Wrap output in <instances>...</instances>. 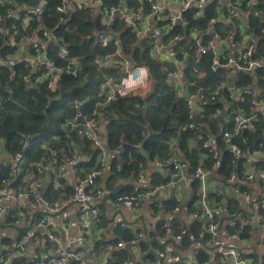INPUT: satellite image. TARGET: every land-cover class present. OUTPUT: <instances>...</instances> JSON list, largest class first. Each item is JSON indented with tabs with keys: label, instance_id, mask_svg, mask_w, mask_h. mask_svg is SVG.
<instances>
[{
	"label": "built area",
	"instance_id": "2783aa9c",
	"mask_svg": "<svg viewBox=\"0 0 264 264\" xmlns=\"http://www.w3.org/2000/svg\"><path fill=\"white\" fill-rule=\"evenodd\" d=\"M141 2L142 7L140 8H128L124 2L121 5H107L105 0L59 1L57 12L64 17L75 12H89L95 18L98 17L100 19L102 29L97 33L95 41L104 49L113 47L114 52L101 57L99 66L103 71L117 68L120 74L117 79L114 77L106 79L101 86L102 100L95 105V108L91 112L87 110L83 103L74 102L75 115L62 126L66 137L70 138L74 134L77 139L74 148L69 152V156L61 158L58 150L54 149L52 145L47 144L44 146V149L49 153L48 160H44V163L41 164H28L24 153L32 145L33 136L25 138L21 150L12 155L0 151V172L8 170L9 178H11L0 180V223L3 221V223L7 222L6 216L8 211L6 210V204L11 203L15 206V210L10 213V218L13 219L12 224L19 229H23L24 232L26 230L25 235L21 237L20 244L17 246L20 254L14 260L26 258L25 244L32 240L33 242L36 241L38 244L37 248L43 249L44 252L48 251L45 249V242L52 243L58 249L55 251L53 257L42 261L32 259L28 261V264H85L82 254L78 250L71 245L65 246L60 241V237L55 233L57 226L51 221L52 217L63 215L72 204H75L79 206L82 229L87 233L92 228V220L99 221L102 216L99 211H95L92 215L90 210V205L98 198H109V203L114 212H117L120 207L140 208L156 194L164 192L168 185L175 188L176 184L181 181L187 184L192 183V177L189 173L190 163L175 147L176 141H174L171 157L165 161V164L170 169V177L173 179V182L158 184L148 191L138 190L134 194H122L117 197L112 196L110 191L101 189L97 185V180L101 176L110 154L117 153V151L111 152L107 147L104 117L100 110L118 101L120 98H145L155 85V80L150 73L149 67L146 65H136L131 58L124 55L122 43L119 39L120 33L115 30V22L117 20L124 23V26L134 34L138 46H142L143 44L150 46L153 58L168 60L175 65V70H170L168 77L170 80L176 81L182 77V70L186 67L190 54L186 52L183 59H178L180 57L179 52L183 49L181 45L184 37L183 33L174 35L168 41H166V38L175 27L181 26L185 28V13L187 11L191 9L203 10L210 3H216L221 15L218 20L209 22L208 31L212 33L217 23L229 25L239 23V33L238 35L235 32L230 33L225 38L222 37L220 42L211 39L206 43L203 42L202 37L194 36V42L190 45V48L194 50V63H199L202 57L212 54V63L209 68L213 70L214 75L221 69L230 70L234 78L244 71L249 72L251 77H253L258 69L264 68V58L255 56L256 40L252 36L248 38L245 34L247 25L250 26L248 24L249 18L252 14H255L262 21V35L264 36V0H141ZM0 3L6 9L5 17L0 13V36H4L11 45H21L20 48L27 49L29 54V60L26 61L30 74L23 77L26 82H41L46 84L48 90H55L62 75L66 74L74 78L80 76L81 62L77 57L71 55L70 50L66 46L59 48L58 58H50L48 56L49 45L57 40L56 35L50 29L43 28L40 23L49 14V0H30L29 3L31 4L24 2L22 5L19 4L18 0H0ZM145 3L149 6L147 11L143 9V4ZM7 20L22 21L21 23L25 24V28L31 25V21H34L38 23V27L32 35H19L17 28L11 23L9 25ZM246 43H249L248 47L239 53H231L234 46L241 47ZM29 46L32 51L28 49ZM18 54L19 51L16 55H8L6 58L0 55V66L9 68L11 77L17 75L16 67L20 61ZM168 55L170 58L165 59ZM145 69L147 70V75L146 77H141L140 73ZM193 73L197 79H205L207 76V72L202 68H194ZM141 78L143 79V85L137 81V79ZM260 79L264 81V75ZM260 79L258 80L257 77H254L252 85L243 89H238L236 87V80L230 79L218 85L213 91H207L204 87H199L194 82V94H191L186 99L189 120H192L197 113L203 112L206 105L218 102L221 94L227 93L234 98L237 97L236 99L240 108L232 111V118L230 120L232 128L223 133V138L229 144L233 157L237 161H240L245 156V153L233 141L241 135L243 130L246 128L255 130L256 124H260L261 119L264 120V101L258 104V110L254 114L250 113L247 115L246 108H241V106H249V98L257 93L256 89L260 86ZM131 81H136V83L133 87L129 88L128 82ZM8 83L9 81L6 82V85ZM0 87H2L1 83ZM9 101L10 97L0 93V121L2 119V112ZM214 116L216 117L217 114ZM143 134L146 136L145 131H143ZM53 140L56 141L57 137H54ZM84 140L90 142L91 149L96 154L98 169L88 174H78L72 179L68 173V165L75 166L86 159L83 146ZM203 147L209 149V152L213 154L215 159L219 157L213 137H209ZM247 157L250 159L252 155H248ZM254 157L256 158L257 156ZM255 161L256 163L258 162L257 159ZM215 167L214 165L213 169ZM31 168H34V172H38L40 178L50 177L53 190L56 189L60 195L52 199L40 196V189L43 187L41 179L25 182L26 176L32 173ZM246 174L249 181L258 179L264 186V168L258 170L257 166H252ZM195 175L200 179L202 184L201 197L197 202L206 222L204 230L209 244L217 249L220 255L230 258L232 260L231 264H253L251 260L244 256L241 250L226 249V241L221 239V232L224 226H221L220 221H218V215L224 212V205L216 204L208 197V173L204 171L203 167H199ZM21 176H24L22 180L26 186L17 189L14 187V182ZM235 179L236 176L232 175L231 180ZM175 180L178 181L175 182ZM139 184L142 186L148 184L145 175L140 176ZM241 191L238 188L233 189L235 194ZM241 194L247 201L250 200V195L246 191H242ZM29 208L33 209L31 210L33 212H38L34 210L44 208L46 213H41L38 218L31 219L29 217ZM174 209L173 212H179L180 205ZM257 210L258 213L253 219L245 220L243 217H240L233 220L229 224V227H236L240 223H245L252 227H264V200L257 205ZM173 212H170L168 215L171 216ZM115 227L128 230V226L122 221H116ZM130 232L136 239L130 243L120 241L116 246L117 248L126 249L129 244L138 243L144 237V231L142 230H131ZM187 234L186 231L176 234L173 228L167 226L162 238L165 242L169 239L181 242ZM226 236L227 240H239L241 235L239 233L227 232ZM91 249L95 251V247ZM160 256L163 257L164 253H161ZM172 261L174 263L187 264L178 256H174ZM212 262L214 264V259H212ZM1 264H8V257L2 256Z\"/></svg>",
	"mask_w": 264,
	"mask_h": 264
},
{
	"label": "trees",
	"instance_id": "16d2710c",
	"mask_svg": "<svg viewBox=\"0 0 264 264\" xmlns=\"http://www.w3.org/2000/svg\"><path fill=\"white\" fill-rule=\"evenodd\" d=\"M30 0H18L22 5L24 2L29 3ZM60 0H49V14L43 18L40 23L43 28L50 29L57 37V40L49 45L48 56L50 58H58L59 48L66 46L71 55L77 57L81 62V73L78 78L69 75H62L58 81V87L55 90H48L46 84L26 82L23 77L30 74L27 61H20L17 64V75L11 77L9 68L0 66V93L10 97V101L6 104L5 110L2 112L0 121V146L3 144L4 150L8 155H12L21 150L22 143L25 138L33 136V142L29 150L24 153L28 164L44 163L48 160L49 155L43 150L42 145L46 142L59 151L60 157L64 158L77 142L76 136L72 134L70 138L64 135L62 130L63 124L74 117V102L83 103L90 112L95 105L102 99L101 86L107 78L119 77L120 71L117 68L108 71L101 70L99 60L101 57L113 53L114 48L104 49L95 41V37L102 29V24L98 17H94L89 12H75L69 16H62L57 12V6ZM107 5H121L124 2L128 8L142 7L141 0H105ZM31 4V3H29ZM9 8V7H6ZM149 8L148 4H143L144 11ZM6 9L0 3V13L6 16ZM221 13L216 3H210L203 10L191 9L185 13V28L177 26L166 38V41L173 38L174 35L183 33L181 45L183 49L179 52V58L183 59L185 53L188 56L186 67L182 70V78L185 80L194 94V82L199 87H204L207 91H213L229 77L227 70H219L213 77L208 80L197 79L194 75L193 67L188 66L189 62L194 63V50L190 45L194 42L193 37H202L203 42L214 39V34L209 30V22L218 20ZM14 25L19 35H32L38 23L31 21V25L24 27L22 21L7 20ZM252 38L256 40L255 56L264 58V36L262 35V21L255 14L249 18ZM225 28V29H222ZM239 23H232L227 27L215 24V32L221 37L227 34L239 33ZM115 30L118 31L119 39L122 43V49L126 57L131 58L136 65H146L149 67L150 73L155 80L152 91L142 99L131 97L120 98L118 101L111 103L106 108L100 110L104 117L106 126V140L108 149L113 154L110 175L106 180L105 189L111 191L112 196L134 193L136 188L133 185H127L126 188L120 187L118 184L121 180H134L136 184L139 177L148 169L151 162L166 160L171 157V152L176 141V148L181 152L183 157L190 163V176L192 177L191 188L194 198L191 201L193 205L201 197V181L195 175L199 167H203L204 171L212 177L213 180L220 182L221 185L217 190H208V197L216 204H227L228 213L235 216L238 214V201L233 198L225 188H240L245 190V186L250 181L247 179L245 165L249 160L248 155L264 154V120L261 119L260 124H256V129L246 128L241 135L233 141L245 156L237 161L223 138V133L232 128L230 120L232 118L231 111L233 108L225 112V104L218 100L215 104L206 105L203 112L197 113L195 118L189 120V111L186 107V99L178 93L177 86L171 82L168 77L170 70H175L172 63H160L151 55L150 46L143 44L138 46V42L134 34L124 26V23L117 20L115 22ZM228 32V33H227ZM229 33V34H230ZM19 41V39H17ZM21 45H11L4 36H0V55L6 58L8 55H16ZM28 49L32 51L29 46ZM213 55H205L201 58L206 66L210 67ZM264 75V68L258 69L255 76L251 77L249 72H242L235 77L236 87L243 89L250 87L254 77L258 80ZM9 81L8 85L6 82ZM259 85L262 87L264 81L260 79ZM224 101L236 107L237 101L232 99L230 95H224ZM246 107L247 106H243ZM217 114L215 117L214 115ZM146 132V136L143 134ZM148 133L150 136L148 137ZM57 140H53V137ZM213 137L215 141L218 158L215 159L209 149L203 147L205 141ZM60 140V141H59ZM84 153L90 155V160L82 161L77 166V171L88 174L98 169L95 162L96 154L91 149V144L84 140ZM145 153L149 160L142 154ZM65 150V152H64ZM150 161V162H148ZM216 166L213 169V166ZM258 170L264 168V158L261 157L257 162ZM34 172V168L30 169ZM235 175L236 179L231 180V176ZM24 176L16 179L15 188L25 187L26 184L22 180ZM9 178V171L2 170L0 172V180ZM102 179V178H101ZM98 178L97 185L102 186V180ZM152 185L160 183H168L169 178L162 177L155 173L150 177ZM51 188V187H50ZM104 188V187H103ZM53 191V189L51 188ZM58 192V191H57ZM53 191V196H59ZM178 202L170 201L165 206L167 209L175 208ZM9 224L13 223V219L8 220ZM204 224L198 220L191 227V234L194 240L199 239ZM164 227V229H163ZM177 229V228H176ZM165 226L159 225L157 228L158 236L164 235ZM244 233L243 228L239 224L236 227H229L230 233ZM20 236L26 233L23 229L19 230ZM129 232V233H128ZM119 239L130 243L136 239L130 231L125 229L116 230ZM176 234L179 231L175 230ZM242 237L245 234H241ZM158 236H151L153 242H158ZM188 236V235H187ZM183 237V246H190L191 240ZM157 237V239H156ZM208 240V237H206ZM118 239V240H119ZM116 240L112 242V247L116 248L120 242ZM43 241V240H42ZM47 243V242H45ZM132 245V244H129ZM137 246L145 254L143 261L154 263L158 260L153 252H148L149 246L143 240L137 243ZM97 245L95 246L96 250ZM111 264H125L129 258V251L126 249L116 248L111 253ZM198 263H208L209 254L201 251L198 254ZM14 264H28L26 259L14 260ZM173 264H179L174 263Z\"/></svg>",
	"mask_w": 264,
	"mask_h": 264
},
{
	"label": "crops",
	"instance_id": "0c3cea01",
	"mask_svg": "<svg viewBox=\"0 0 264 264\" xmlns=\"http://www.w3.org/2000/svg\"><path fill=\"white\" fill-rule=\"evenodd\" d=\"M175 1V0H171ZM249 24V23H248ZM222 27H227L229 24H220ZM246 27V26H245ZM225 29V28H222ZM212 34H214V40L215 41H221L222 37L215 32V29L212 30ZM228 33V32H227ZM230 33V32H229ZM227 34V36L229 35ZM245 34L248 38L252 36L251 28L249 25H247L245 29ZM249 46V43H246L242 45L241 47L234 46L231 50L232 54L239 53L241 50L245 49ZM29 54L27 49H19V60L20 61H26L29 60L28 58ZM170 58V56H166L165 59ZM160 63H171L168 60H158ZM19 61V62H20ZM173 64V63H172ZM175 66V65H174ZM229 72V77L226 78L225 82L229 81L230 79H235L233 76V73H231L230 70H227ZM177 86L178 93L181 97L184 98L183 92L185 90V86L188 84L183 78L181 77L179 80L173 81ZM189 85V84H188ZM190 87V85H189ZM257 90V93L254 96H251L249 98V106L241 108H246L247 115L254 114L256 110H258V104L264 101V85L261 87L259 86ZM191 89H190V95H191ZM224 94H221L219 96L218 100H221L225 106L224 109L225 112L233 108L235 111L236 109L240 108V106L235 104L236 107H231V104L224 101ZM229 95V94H228ZM230 97L237 101V97L234 98L230 95ZM187 99V98H184ZM102 100V99H101ZM100 100V101H101ZM197 104H199L198 101H196ZM232 110V111H233ZM231 111V115H232ZM104 127H105V134H106V126L104 121ZM249 129V128H248ZM244 131V130H243ZM242 131V132H243ZM241 132V133H242ZM59 139V136H56ZM54 138V137H53ZM60 141V140H59ZM107 142V140H106ZM42 145V148L44 151V146ZM0 151L5 152L3 144L0 146ZM59 152V151H58ZM65 152V150H64ZM46 153H48L46 151ZM60 154V153H59ZM69 153H67L68 155ZM113 154L111 153L109 160L105 166V168L102 171L101 176L99 177L102 180V186H98L101 189H105L107 186H104L106 184V180L110 175V167L111 162L113 158ZM49 155V153H48ZM113 155V156H112ZM254 156H257L256 158ZM261 157L264 158V154H256L252 155V157L248 160V162L245 165L246 173L250 171L252 166H257L256 159L259 160ZM252 158H255L254 160H251ZM90 155H86V159L84 161L90 160ZM86 161V162H87ZM69 162V161H68ZM97 162V160H95ZM150 162V161H148ZM80 164V163H79ZM78 164V165H79ZM68 165V173L70 178L74 179L78 174H84L82 172L77 171V166ZM158 173L162 177L169 178L170 182H173V179L170 177V169L168 166L162 161H155L151 162L148 166V169L142 174L145 175V177L148 180V184L145 186H142L138 182L135 184L134 180H121L119 182V186L122 188H126L127 185H133L134 188H136L135 192L138 190H150V188L156 186L152 185L150 177ZM209 176V175H208ZM213 177V176H212ZM211 176L207 177V186L208 190H217L219 186L221 185L220 182H217L216 180H213ZM140 178V177H139ZM41 179L42 182V189H40V196L52 199L53 197V191L57 192L55 190H51L52 186L50 183L51 178H40L38 175V172H32L31 174L27 175L25 178V182H31V181H37ZM161 184V183H160ZM158 185V184H157ZM191 183L187 184L184 181L178 182L176 184V187H172L171 185H168L166 190L162 193L156 194L152 199L147 201L145 204H143L140 208H127V207H120L117 212H114L111 204L109 203V198H98L96 199L91 205L90 210L91 214L93 215L95 211H99L102 216L100 217V220L96 221L95 219L92 220V228L89 232H84L82 229V218L80 216L79 212V206L72 204L64 213L63 215L52 217V222L56 224V235L60 237V241L65 246H72L76 250H78L82 254V259L85 264H107L111 263V253L114 249V246L112 247V242H115L119 239V234L116 233V230L119 229H125L121 227H115L116 221H122L125 222L128 226V231L131 230H142L144 231V237L141 239L144 242H146L149 246L148 252H153L156 256L157 262L150 263L143 261L142 257H144V253L142 250L137 246V243L131 245H128L127 250L129 251V258L127 259V264H173L172 258L174 256L180 257L184 262L187 264H199L197 256L201 251H206L209 254V264H213L212 259H214V264H231V259L227 258L225 256L220 255L217 249L213 248L208 240L205 233V220L201 214V210L199 208L198 202L196 201L193 205H191V201L194 198V194L192 192ZM51 187V188H50ZM104 187V188H103ZM245 190L250 195V200L247 201L239 192L238 194H235L233 192H230V187L225 188L228 194L233 196L238 203V214L235 216L228 213L227 204L224 202V212L220 213L218 215V221H220L221 226H224L222 228L221 232V239L226 241V249H239L243 252L244 256L251 260L253 264H264V227H252L249 225H246L245 223H240L241 228H243L244 233L239 232V234H245V236H240L239 240H227L226 233L228 232V226L229 224L240 217H243L245 220H251L253 219L257 213V205L264 200V186L263 184L258 180L254 179L253 181H250L247 183V186H245ZM53 189V188H52ZM236 189V188H234ZM240 190V188H238ZM109 191V190H108ZM111 192V191H110ZM134 192V193H135ZM59 195L60 193L57 192ZM131 193V194H134ZM127 194V193H126ZM130 195V194H129ZM175 200L178 202V205H180V211L175 213L173 212L175 209H167L166 204L170 201ZM177 205V206H178ZM6 210L8 211V214L6 216L5 223H0V264L2 256L8 257V264H14L13 260L17 257L18 254H20L19 250H17L18 244L21 242V236L19 232V228L14 226L13 224H9L8 220L10 219V213L15 210V206H13L11 203L6 204ZM33 209L29 208V217L31 219L38 218L40 214L46 213V210L44 208H40L38 212L31 211ZM170 212H173L172 215H168ZM198 220L204 224L203 230L201 231L200 237L197 240H194V237L191 234V227L194 224V222ZM159 225H164L165 228L167 226H170L175 231H186L188 234L187 238H190L191 245L186 247L183 246V240L181 242H177L173 239H169L166 242L163 241V235L158 236L157 228ZM50 227V226H49ZM177 228V229H176ZM164 229V227H163ZM127 230V229H125ZM129 233V232H128ZM151 236H158V242H153ZM157 239V237H156ZM118 241H123V239H119ZM30 241L26 242L25 244V259L28 261L35 259V260H46L47 258H51L54 256L55 251L58 248H55V246L47 242L44 244L46 247L45 249L48 250L44 252L43 249L37 248V242L32 241V244H29ZM96 247V250L93 251L91 248ZM48 252V253H47ZM164 253V256L161 257L160 254ZM217 257V258H216ZM67 264H73V263H67Z\"/></svg>",
	"mask_w": 264,
	"mask_h": 264
},
{
	"label": "water",
	"instance_id": "95a60500",
	"mask_svg": "<svg viewBox=\"0 0 264 264\" xmlns=\"http://www.w3.org/2000/svg\"><path fill=\"white\" fill-rule=\"evenodd\" d=\"M188 66L193 67V68H202L207 72V76L205 78V80H208L209 78L214 76V72L211 68H209L208 66H206L203 62H199V63H192L189 62ZM183 96L184 98H189L190 97V87L187 84L185 86V90L183 92ZM150 136V133H148V137ZM108 147V146H107ZM143 147H140V151L142 152ZM142 154L149 160L148 156L142 152ZM178 180H175V182H177ZM29 244H32V240H30Z\"/></svg>",
	"mask_w": 264,
	"mask_h": 264
},
{
	"label": "clouds",
	"instance_id": "9594fccd",
	"mask_svg": "<svg viewBox=\"0 0 264 264\" xmlns=\"http://www.w3.org/2000/svg\"><path fill=\"white\" fill-rule=\"evenodd\" d=\"M140 75H141V77H146V75H147V70H146V69L143 70V71L140 73ZM137 81H138L141 85H143V79H142V78H141V79H137ZM135 83H136V81L128 82L129 88L133 87Z\"/></svg>",
	"mask_w": 264,
	"mask_h": 264
}]
</instances>
